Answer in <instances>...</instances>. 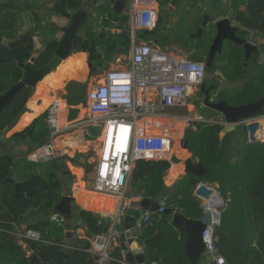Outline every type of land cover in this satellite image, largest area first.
Returning <instances> with one entry per match:
<instances>
[{"label":"trees","instance_id":"obj_1","mask_svg":"<svg viewBox=\"0 0 264 264\" xmlns=\"http://www.w3.org/2000/svg\"><path fill=\"white\" fill-rule=\"evenodd\" d=\"M82 1L50 0L47 11L51 13V17H62L66 13L77 11ZM118 1L126 9L125 3L128 5V0ZM171 1L164 0L162 5ZM210 1L213 4L220 2ZM247 9L249 18L243 17L242 13L236 18L247 30L237 32V36L241 35L238 36L240 39H245L252 31L264 32V0L250 1ZM97 13L107 18L102 21L103 28L110 31L113 24H117L115 30L121 31L111 38L99 39L91 27H84L82 33L74 40L72 53H85L88 64L101 58L99 50L108 56L115 49H125L130 45L129 35L122 34L128 31L124 27L127 17L123 13L117 14L107 6L99 8ZM22 16L28 18L29 28L27 37L19 39L23 26ZM43 21L38 0H26L14 6L0 8V40L11 41L5 47L0 44V96L23 78L20 65H26L32 55L41 51L35 49L33 38L37 37L45 26L49 34L41 35L44 36L43 43L47 46L39 53L32 68L45 67L52 59L58 44L53 38L56 32L47 22L43 25ZM161 24L159 19L155 30L137 31L135 39H157V30ZM258 49L255 57L244 61L241 46L227 48V64H221V61L214 64L222 72L224 84L239 83L237 89L229 90L233 92H229L228 101L224 94L220 93L222 90L218 89L221 86L214 84L218 89L216 102L224 101L230 106L239 107L255 103L264 97V43L258 45ZM73 65L82 68L83 62L76 57ZM67 67L72 70L70 64ZM209 71H213V66ZM33 92V88L24 87L14 96L0 114V134L26 112V104ZM79 93L81 91L73 89L69 97L76 100ZM74 103L77 102L73 101ZM44 119L45 116L38 118L24 131L12 135L9 141L13 144L21 143L32 137L37 126L42 135L47 136L48 131L44 133ZM224 130L216 124H200L196 132L186 135L188 151L195 161L203 164L207 175L202 178L184 176L174 187L177 199L168 200L167 203L171 207H177L178 213L185 218L198 220L202 215L201 204L193 192L199 183L214 188L224 202V206L219 210L220 223L215 227L213 236L219 256L224 259L225 264H264V143H244L245 126H239L233 132ZM221 133H224L223 138H220ZM36 165H24V172L28 174L25 180L17 181L12 178L15 183L25 182L20 189L23 196L15 197L12 184H5L4 180L11 171L13 173L18 163L9 154L0 156V223L12 225L9 231L0 230V264H97L95 258L86 252L90 245L85 241H80L79 246L74 245L71 250L62 247L65 225L53 223L45 218L46 213H49L61 198V182L57 172H53L48 166L43 169ZM168 169L169 164L164 161L137 162L131 177V189L141 197L140 199L155 198L165 188L163 178ZM31 191H34L31 197H26ZM97 207V202H89L85 209L94 211ZM72 212L73 218L81 220L86 230L91 231L93 235L107 234L109 224L98 215L78 210L74 206ZM16 231L37 232L40 240L24 239L23 249L17 243ZM137 240L143 249L146 264H189L184 249L185 235L171 225V218L168 216L154 214L152 225L142 226L138 231ZM111 259L108 264L121 262L117 251L112 254Z\"/></svg>","mask_w":264,"mask_h":264},{"label":"built area","instance_id":"obj_2","mask_svg":"<svg viewBox=\"0 0 264 264\" xmlns=\"http://www.w3.org/2000/svg\"><path fill=\"white\" fill-rule=\"evenodd\" d=\"M152 1L128 0L125 13L127 32L131 38L129 69L107 72L90 88L86 104L88 116L80 122L63 118L59 101L53 100L45 116L49 138L28 156L33 163L57 161L60 155L54 139L75 128L99 126L102 137L90 191L91 194L120 201L119 210L108 214L97 213L105 215L109 224L121 213L120 204L136 163L167 162L174 141L180 133H184L179 132L176 125L180 128L181 124L190 127L197 122H206L201 117H194L188 110L189 100L204 83V64L183 55L160 51L151 41L135 39L137 31L156 29L158 18L150 7ZM106 19V16L93 12L90 20L92 29L106 31L102 27V21ZM231 24L236 26L234 21ZM206 123L216 124L215 121ZM192 130L196 131V127L192 126ZM164 210H170L171 214L178 213V208L169 206L167 201L160 203L159 215ZM153 215L148 211L143 212L136 222V230L139 231L144 225L151 226ZM219 223V214L213 212L211 223L202 232L201 239L210 262L225 264L214 244V230ZM114 234L109 229L107 234L89 236L90 247L86 252L95 258L97 264H108L112 260L108 249ZM17 236L22 240H40L39 234L34 231H24Z\"/></svg>","mask_w":264,"mask_h":264},{"label":"crops","instance_id":"obj_3","mask_svg":"<svg viewBox=\"0 0 264 264\" xmlns=\"http://www.w3.org/2000/svg\"><path fill=\"white\" fill-rule=\"evenodd\" d=\"M250 1H254V0H220L218 4H213L210 0H181L172 11H168V10L164 11V13L167 14V17L162 21V24L160 27L161 33L169 36V38L172 41H174L175 37H178V38L180 37L181 41L185 43L186 46L192 43L191 45L192 47H194L193 45H195V41L197 39L196 38L189 39V37L195 34L196 31L201 28V24H202L201 22L203 21L204 8H209L211 10L212 9L211 5H213V7L215 8L217 7V9L221 12V15L223 16V18L227 17L231 22L234 20V22L236 21L237 23H239V21L236 18L239 17L241 13L243 17L245 16L246 18H249V11L247 7ZM162 2H164V0H153L152 4L150 5V7L153 8L155 12L157 13L158 20H159L160 13L163 12L160 10V7L165 6L168 9V7H170V4H171V2H168V3L165 2L164 5H162L163 4ZM188 5L189 7H186ZM240 6L244 7V11L238 10ZM48 7H50V5H48ZM60 18L63 20L61 24L57 23L54 17L51 18L50 22L55 23V25H57L58 27L67 26L68 21L64 19L63 17H60ZM116 26L117 24H113L110 31H115ZM89 27H91L90 21H89ZM124 27L127 28L126 24ZM237 27L239 28L238 32L243 31V29H245V27L241 26L240 23L237 24ZM104 29H107V28H104ZM186 30H188L189 32V34L187 35L183 33ZM107 31L108 29L106 31L104 30V32H107ZM116 31L119 32L121 30L119 29ZM41 34L42 33L40 34L38 33L37 34L38 36L33 38V42H34L36 50L38 48V45L40 44L39 42L44 40V36ZM248 35H250L251 39L254 42L256 41L255 43L256 45L260 46L264 43V32L258 33V32L252 31ZM53 38L57 42H59L62 38V33L56 32ZM204 38H205V34L202 35L200 40L203 41ZM104 39H108V38H104ZM200 40H197V41H200ZM137 41H140V42L141 41H151L155 43L158 49H160L158 46L159 45L158 39L137 40ZM44 44L45 43H42V45ZM119 48L122 49V52L118 56H116L114 61L112 62L110 61L111 54L106 56L105 52L102 50H99L101 54V58L92 64H88L87 55L85 53H75V54L72 53L71 56L68 57L65 61L61 62L55 70L51 71L46 77H44L34 88V92L26 104V109H27L26 112L23 113L19 117V119L17 120L13 128L11 129L7 128V130H4L0 134V138L1 136L4 137V139L0 141V156L9 154L13 157L14 161H16L17 163L19 162V164L20 163L22 164L25 162L24 163L25 165L26 162H30L28 160V156H29V153L32 150H34V146L37 145L41 141H47L49 138V131L45 123V119L43 120L44 133L48 131L47 136H43L42 131H39V126H37L34 130L35 132L32 134V137H28L26 140L21 141V143L13 144L9 141V139L11 138L12 135L16 133H20L24 131L25 129H27L28 127H30V125L38 118L42 116H46V111L53 100L59 101L61 105L62 113H64L63 118L73 121V122H80L86 119L88 116L87 110H86L87 95L89 93L90 88L95 83H98L107 72H122V71L129 69L131 38H130V45L128 46V48H125V49L123 47H119ZM163 52L170 53V54H180V55L186 56L189 59H191L190 54L182 52L181 49H175V47H169L166 45L164 47ZM192 56L195 57L194 49H193ZM76 57L80 58L81 61L83 62L82 68H77L73 65V62ZM199 61L203 63L201 60ZM69 64L73 71L72 70L70 71L69 68L67 67ZM92 74H95L96 77L94 78V80L88 81V79H90V76H92ZM220 79L224 81L223 76ZM210 85H213V84H210ZM225 85H230V88L231 87L238 88L237 86H239V83H234V84L226 83ZM73 89H77L81 91V93H79V96H78L79 98H77L76 100L71 99L69 97L71 95V90ZM215 95H217V92ZM73 101L77 103L73 104ZM194 109H195V114L193 116L201 117L199 113L196 111V107ZM202 119L206 122L214 120V119L205 120L204 118ZM214 121L216 122V125H220L225 129L224 132L230 131L229 127L224 125L221 119L219 120L215 119ZM206 122L204 124H212V123H206ZM238 127L239 126H237L235 130ZM186 135L185 134L183 135L181 133L178 136V141L179 142L183 140L185 141ZM223 136H224V133H221L220 138H223ZM101 137H102L101 134L99 138L88 137L87 133L83 131L82 128H75L69 131L68 133H65L61 135L60 137H57L56 139H54V144L60 155V158L57 161H60V163H64L65 161H68L70 157H72L74 159L77 158L76 160H78L81 163V165L80 164L78 165L77 163H75L73 166H71L70 169L68 167L70 171V175L68 176H63L60 172H57L58 176L62 179L60 180L61 197L69 196V197L74 198V202L71 204V209H72V206H74L78 210L92 212L98 215L99 217H101L102 220L107 222L108 219L106 218L105 215L97 214L101 212H96V211L85 209V206L89 203L88 197H85L84 202H82L81 205H79L77 201V196L81 190V188L78 186V183L80 182L83 183L84 185L83 191L85 195L91 194L90 190L93 185L94 168L92 170V174L87 177L85 175L84 167L90 166L91 163L92 165L94 164L95 166L98 160V156H99V147H100L99 145L101 142ZM243 139H244V143H248L246 136ZM74 145L75 147H73ZM176 145H177V140H176L174 149L177 148ZM24 147H27L26 152L22 151ZM173 151L171 152L169 159L167 161V163L169 164V169L167 170L163 178V183L166 188L175 190L174 189L175 185L180 180H182L185 176L184 175L185 161L193 156L188 151V149H184L183 146L179 150L174 151V152ZM177 152H180V155L182 157ZM89 155H92V157H89ZM22 160H25V161H22ZM30 163H33V162H30ZM33 164H36V163H33ZM12 176H13V173H12ZM68 177H70V187L68 189H65L62 184H64L67 181ZM131 180L132 178L129 179L124 198L122 199V205L124 207H128L130 201H139L141 198L140 196H137L135 192L131 189ZM112 199H114L113 210L111 211L110 209H108V211L104 212V214L111 213L114 210L118 209V204L120 201L117 198H112ZM95 202L98 203V207L101 208L102 211L107 210V206L103 204L104 203L103 201L95 200ZM202 203L204 202L200 201V204ZM50 215L51 214H49L48 216ZM72 215H73V212H72ZM52 216L54 218H57V220L55 219L57 223L59 224L63 223L65 225V223L62 221L60 217H57L54 215ZM58 219H60L62 223L59 222L60 220L58 221ZM76 221L78 220L73 218V222H76ZM109 227H110V224H109ZM86 231H87L86 229H82L81 227L72 228L71 232L73 233V238L71 240L66 239V238L63 239L62 247L65 250H71L74 245L79 246L78 244L80 241H85L88 244H90L88 241V238L90 237L86 234ZM16 232L17 233H15V237H16L17 243L20 246H22L23 249H25L23 240L19 239L17 236L19 234L18 232L20 231H16ZM65 232H66V228L64 227V233ZM108 232H109V229H108ZM100 235H104V234H100ZM138 246L142 249L139 243H138ZM108 250H109L110 257L116 251L121 256L120 250L113 243H110ZM142 252H143V249H142ZM27 255H29V253H27ZM204 256H206V260L203 263L201 259L200 264H212L210 260L208 259V256L206 254H204Z\"/></svg>","mask_w":264,"mask_h":264},{"label":"water","instance_id":"obj_4","mask_svg":"<svg viewBox=\"0 0 264 264\" xmlns=\"http://www.w3.org/2000/svg\"><path fill=\"white\" fill-rule=\"evenodd\" d=\"M17 2L18 0H14ZM181 0H172L168 9L165 6H161V11H172ZM109 6L115 13L122 14L124 9L123 5L118 0H83L77 11L74 13H66L62 17L68 21V25L65 27H58L55 23L49 22L48 24L56 31L62 33V38L58 42L52 59L47 63L45 67L40 69H33L32 66L38 57L39 53L46 48L47 44L43 45L42 50L31 56L29 62L26 65H20L23 70V78L15 86L11 87L9 91L0 96V114L11 103L14 96L24 87L35 88L36 85L46 77L51 71L55 70L58 65L65 61L72 54V47L74 40L79 36L83 27L89 26V21L92 18V13L103 6ZM209 8H204L203 21L201 28L196 31L195 34L189 37V39L196 38L200 40L202 35L205 34L204 43L209 44V55H214L216 52L221 53L224 45L229 46H241L245 51L246 59L250 53L254 50L245 40L240 39L237 36L239 28L232 26L231 21L221 15V12L217 7L211 5ZM239 11H244V7L240 6ZM171 20V19H170ZM45 25V22L43 23ZM243 31H247L243 29ZM97 38H110L119 34L118 31L108 32H96ZM124 36L128 35L127 32H122ZM28 33L18 36L19 39L26 38ZM11 43L10 40H0L2 46H8ZM122 52L121 48L115 49L110 56V61H114L115 57ZM246 66V65H245ZM205 68L211 70L212 66L210 61L206 64ZM73 84V83H72ZM209 91H204V86L201 87L200 92L204 93L205 97L202 104L196 106V111L199 113L201 109L211 110L221 116V120L224 125L229 127L230 131H235L237 126H245L246 137L248 144L264 143V140L259 138L258 131L261 129L260 124L256 119L264 118V97L257 102L248 104L245 106L233 107L228 105L224 101L215 102L210 98ZM17 121L13 122L8 129L13 128ZM83 131L87 133L88 137L99 138L101 134V128L99 126H86L83 127ZM4 139L1 136L0 141ZM44 141H41L34 146V149L41 147ZM184 149H187V143H183ZM27 147H24L22 151L26 152ZM77 159V158H75ZM68 161L59 163L57 161H51L48 164L49 169L53 172H60L63 176L70 175L68 169ZM14 165H12L13 168ZM184 175L192 176L195 178H202L207 175L202 163L195 161L193 157L187 159L184 163ZM5 184H12L15 192V197H22L20 189L25 182H16L12 179V171L9 173L7 179L4 180ZM31 191L26 197H31ZM194 197L204 202L200 205L202 215L198 220H191L185 218L179 213L171 214L170 210L162 211L161 215H165L171 218V225L181 231L185 235V256L189 264H200L202 257L205 254L204 245L202 243V232L209 226L212 219L213 212L219 214V210L224 206V202L219 196V193L205 184L199 183L193 193ZM215 195L219 203L211 205L209 208V201L211 196ZM177 198L176 191L168 188H164L159 195L153 199H140L139 201H130L128 207H124L120 204V215L116 216L115 221L110 224L111 231L115 234L111 238L110 243L115 246L121 252L120 264H146L145 257L142 249L138 246L136 230V222L142 217L143 212L148 211L152 214L159 215V205L162 201L175 200ZM74 202L73 197L62 196L59 202L54 206L49 213H46L60 217L65 223L66 232L65 238L71 240L73 238L72 228L81 227L86 229L81 220L73 222L71 204ZM119 210V209H118ZM20 223L17 224L19 226ZM0 229L9 231L12 229L11 224L0 223ZM88 236H92L91 231H86ZM214 264V263H212Z\"/></svg>","mask_w":264,"mask_h":264},{"label":"rangeland","instance_id":"obj_5","mask_svg":"<svg viewBox=\"0 0 264 264\" xmlns=\"http://www.w3.org/2000/svg\"><path fill=\"white\" fill-rule=\"evenodd\" d=\"M54 1V0H53ZM38 3H39V5L41 6V10H42V14H43V19H44V21H45V23L47 22V23H49L50 21H51V18H53L54 16H52L51 17V13L50 12H48L47 11V9H48V5H50V0H38ZM188 4V3H187ZM106 6V5H105ZM126 3H125V8H126ZM107 7H109V6H107ZM186 7H189V5L188 6H186ZM107 9V8H106ZM122 13L126 16V13H125V9H123V11H122ZM167 17V14L166 13H164V12H162V13H160V15H159V19H161V21H163L165 18ZM54 19L56 20V22L57 23H60L61 24V22H63V20L60 18V17H54ZM167 19H169V18H167ZM54 20V21H55ZM44 21L42 22V24L44 23ZM49 21V22H48ZM53 21V20H52ZM22 23H23V26H22V29L20 30V35H24L26 32H27V30H28V28H29V24H28V18L26 17V16H22ZM202 23V22H201ZM84 28V27H83ZM82 28V29H83ZM81 29V30H82ZM158 32H159V35H158ZM41 33L44 35V36H47L48 34H49V30H48V28L45 26L42 30H41ZM81 33V32H80ZM79 33V34H80ZM185 35H187V34H189V32H188V30H186V31H184L183 32ZM162 33H161V28H159L158 30H157V39L159 40V48L161 49H159L160 51H163L164 50V47L167 45V46H169V47H175V49H181V51L182 52H184V53H187V54H190L191 56H190V58L192 59V60H195V61H197V62H200L199 60L200 59H198V58H195V57H193L192 56V53H193V47H192V43H190V44H188L187 46L185 45V43H183L182 41H181V39H180V37L178 38V37H175L174 38V41H172L170 38H169V36H167V35H161ZM189 37V36H188ZM40 44L38 45V48H37V50L38 51H40V50H42V48H43V45H42V43H43V40L42 41H40L39 42ZM178 55H180V54H178ZM218 68V66L217 67H215V69H217ZM206 69V68H205ZM232 73V72H231ZM220 76H221V74H220ZM220 76H216V73L214 72V71H209V70H206L205 71V78H204V84L206 85V86H209L210 84H215L217 87L218 86H221V88H218L219 90H222L220 93H223L224 94V97H225V99L228 101L229 100V97H228V95L231 93V92H233V91H229V90H233L234 88H236V87H231L230 88V85H225L224 83V81H222V79H220ZM96 77V75L95 74H92V76H90V79H88V81H92V80H94V78ZM97 80V79H96ZM238 87V86H237ZM216 88V87H215ZM237 89V88H236ZM235 90V89H234ZM217 92H218V90H216ZM230 92V93H229ZM214 92H212V100L213 101H215L216 102V96L214 97ZM200 98H201V96H200V94L199 93H195V95L192 97V99H190L189 100V102H188V110L190 111V113H192V114H195V107L200 103ZM199 115L202 117V118H204L205 120H208V119H216V120H219V119H222L221 118V116L219 115V114H217V113H215V112H213V111H211V110H208V109H201V111H199ZM196 116H197V114H196ZM214 120H211V121H214ZM210 121V122H211ZM200 124H202V123H199V122H197V124L195 123V124H193L192 126L194 127H196V129H197V126L198 125H200ZM177 126V128L179 129V132H184L183 133V135L185 134H188V133H191V132H194L193 130H192V126H190V127H186V125L185 124H181V126H180V128H179V125H176ZM262 131H264V129L262 130ZM259 132V131H258ZM181 134V133H180ZM259 137H261V136H259ZM90 140H91V138H90ZM176 140H177V145H176V147L177 148H175L174 149V147H175V144H176ZM176 140L174 141V143H173V149H172V151L174 150V151H177V150H179L182 146H183V143H184V140L183 141H181V142H179L178 141V138H176ZM264 140V139H263ZM180 144V145H179ZM173 151V152H174ZM179 155H180V152H177ZM181 156V155H180ZM89 157H92V155H89ZM182 157V156H181ZM22 161H25V160H22ZM173 161H174V159H173ZM57 162H59L60 163V161H57ZM25 163V162H24ZM24 163H20L19 164V162H18V166L15 168V170L13 171V179L14 180H17V181H23V180H25L27 177H28V174L26 173V172H24L25 170L23 169L24 168ZM28 163H30V162H26V164H27V166H29V164ZM25 164V165H26ZM37 165H36V167H39V168H43V169H45L47 166H48V164H41V163H36ZM62 164V163H61ZM93 168H94V164L92 165V163L90 164V166H87V167H84V171H85V175L88 177L89 175H91L92 174V170H93ZM56 176H57V174L56 173H54ZM58 179L59 180H62L60 177H58ZM63 185V187L65 188V189H68L69 187H70V177H68V179H67V181L64 183V184H62ZM203 204V203H202ZM45 218H48V219H50L53 223H57V221H55V219L57 220V218H54L52 215H50V216H45ZM53 218V219H52ZM60 219H58V221H59ZM59 222H61V220L59 221ZM62 223V222H61ZM63 224V223H62ZM206 260V256H203L202 257V261H203V263H204V261Z\"/></svg>","mask_w":264,"mask_h":264},{"label":"flooded vegetation","instance_id":"obj_6","mask_svg":"<svg viewBox=\"0 0 264 264\" xmlns=\"http://www.w3.org/2000/svg\"><path fill=\"white\" fill-rule=\"evenodd\" d=\"M22 2H26V0H18L17 2H15L14 0H0V8H6V7H10V6H14L16 3H22ZM236 23V21H235ZM238 23H236V26H237ZM238 36L241 37V35L239 34ZM244 37V36H243ZM245 40L251 47L254 48V50L250 53L249 57L246 59V56H245V51L244 49L242 48V51H243V55H244V61H248L250 58L252 57H255L256 53L258 52V45H256V41L254 42L250 35H247V37ZM230 45V44H229ZM229 45H224L222 47V51L221 53H215L214 55H209V48H210V43L209 44H205L204 43V40L203 41H195V45H193V49L195 51V57L200 59L203 63H204V66L208 63V61H210V63L212 64L213 66V71L216 73V76H220V78L223 76L222 72L217 68L215 69V66L214 64L216 62H220L221 61V64H227L226 63V55H227V52H226V49L229 48V49H233L235 48L236 46H229ZM205 47V48H203ZM226 59V60H225ZM225 65H221V66H225ZM246 65V64H245ZM247 66V65H246ZM224 80V79H223ZM204 86V91H209V95H210V98L212 97V92H214L213 95L216 94V89L215 85H209V86H206L204 83L201 85V87ZM201 87L199 88L198 90V93L200 94L201 98H200V103L199 104H202L203 103V100H204V93H201L200 90H201ZM216 96V95H215Z\"/></svg>","mask_w":264,"mask_h":264},{"label":"bare ground","instance_id":"obj_7","mask_svg":"<svg viewBox=\"0 0 264 264\" xmlns=\"http://www.w3.org/2000/svg\"><path fill=\"white\" fill-rule=\"evenodd\" d=\"M257 121H258V123L261 126V129L258 132V136H261L259 138L264 139V131H262L264 129V119L263 118H260ZM73 147H75V145ZM75 163L81 165V163L78 160L70 157L68 159V167H69V169ZM78 186L81 188V190H80V192H79V194L77 196V201H78L79 205H81V203L84 202L85 197H88V202H95V200H97V201H103L104 202L103 204L107 206V210H103L102 211L101 208L97 207L94 211H96V212H107L108 209H110L111 211L113 210V206H114V202L113 201H114V199H112L110 197H107V196L102 197V196H99V195H96V194H88V195H85V193L83 191V187H84L83 183H81V182L78 183ZM209 202H210L209 203V208H211L212 203L213 204H218L219 203V200H218V198L215 195H213V196H211Z\"/></svg>","mask_w":264,"mask_h":264}]
</instances>
